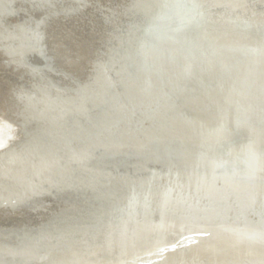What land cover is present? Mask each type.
<instances>
[{
  "label": "bare ground",
  "instance_id": "obj_1",
  "mask_svg": "<svg viewBox=\"0 0 264 264\" xmlns=\"http://www.w3.org/2000/svg\"><path fill=\"white\" fill-rule=\"evenodd\" d=\"M128 1L146 13V21L158 13L155 4L136 8L140 0ZM165 1L156 0L161 12L172 6ZM188 2L199 7L197 20L182 34H165L170 49L160 54L132 45L140 61L129 58L124 46L128 39L141 41L132 37L137 24L131 16L114 26L125 32L108 28V49L92 67L78 68L85 77L73 82L87 87L81 94L65 96L63 87L76 88L69 84L53 95L35 79L28 89H12L11 112L19 122L2 108L0 208L19 207L69 180L72 190L92 192L85 196L89 203L90 197L97 201L66 218L76 227L60 225L64 213H57L36 228L0 232V264H264V0ZM12 6L13 0H0V51L7 64L19 66L28 53L46 51L37 43L43 15L29 18L31 24L3 22ZM240 26L249 27L243 36L236 35ZM126 31L132 36L125 38ZM222 71V87L198 93ZM15 123L26 135L8 143L2 132ZM226 148L230 157L223 160ZM244 155L251 156L246 174L228 171ZM134 157L130 174H112L102 164ZM122 216L134 223L118 236L75 237L85 222L112 224Z\"/></svg>",
  "mask_w": 264,
  "mask_h": 264
},
{
  "label": "water",
  "instance_id": "obj_2",
  "mask_svg": "<svg viewBox=\"0 0 264 264\" xmlns=\"http://www.w3.org/2000/svg\"><path fill=\"white\" fill-rule=\"evenodd\" d=\"M94 1L96 3H94ZM136 1V0H135ZM167 1V0H166ZM165 1V2H166ZM131 1L128 0H13V8L15 10L9 11L8 14L2 19L3 22L5 21H12V20H23L22 17L24 16H32L34 17H40L43 15V22L41 23V26L39 29L41 30L40 33V39L41 41H37V43H41L42 47L46 51H41L40 49L34 50L30 53H28V56H26L24 59V62H21L19 66L17 64L11 63L7 64L3 58L7 57L3 54L2 51H0V80L2 82V101L0 103L4 104L2 105L3 108H6V111L11 116V119L17 118L19 122V116L14 114L15 111H12L14 109V102L12 103V97H14L13 94V88L16 87L15 85H18L21 90L22 89H28V86L18 84V81L24 80L26 82L28 81H34L36 80L37 85L44 86L46 88H49L53 94L55 90H60L59 86L62 87L64 85L72 84V86H76V90L74 88L65 90L63 87V92L65 96H68L66 91H70V93H77L81 94L84 92V90L87 89V87L82 86V84L73 82L74 80H78L79 78L85 77V71H81L78 68L86 66L87 68L89 66L92 67V61L93 59L97 58V56H100V54L103 51H106L108 49V38H110L107 30L108 28L111 30L117 29L114 26H117L119 24H122V22H126V15L131 16L129 22H135L137 24L136 26H133L134 29V36H132V33L126 31L125 38L128 37V35L131 37H135L136 35L140 38V44H135L136 42L131 41V39H128L129 45L124 43L125 49L127 51V55L129 54V58H135L136 60L140 61V55L133 53V51H130V48L132 45L137 48L139 51H149V50H155L157 49L158 53L162 51H166L167 49H170L169 44H167L166 41H164L163 36L165 34H182L181 32L185 30L186 26L190 23H193L197 20V11L199 7L191 5L188 0H172L171 7H168L167 10L164 12H161L160 7L158 4H156V0H140L139 3H134L136 8L139 7V5L146 6L151 4H155V8L152 10L153 12L156 11L158 13H154L153 16L148 18V21H146V13H138L139 11H136L134 9V5L132 4L133 8L129 7V3ZM105 6H108L109 10L104 8ZM127 8H126V7ZM125 7V8H124ZM113 10H115L116 13H111ZM118 12V13H117ZM116 14V15H115ZM157 14V15H156ZM34 16V17H33ZM159 19H157L158 17ZM122 19V21H119ZM28 19V20H27ZM26 20L28 22L33 23V19L29 21V18ZM38 19V18H37ZM161 19V20H160ZM25 20V19H24ZM119 21V22H118ZM139 22V23H138ZM123 27L127 25V23H123ZM134 24V25H135ZM140 26H139V25ZM154 26L159 27V33H152L150 28H154ZM145 27V29H142ZM243 27V28H242ZM240 26L242 31H238L236 34L237 36H243L245 35V32L248 31L249 27ZM122 28V27H120ZM125 28V27H124ZM118 30L119 33L125 32V29ZM245 29V30H244ZM128 32V33H127ZM112 33V32H111ZM117 33V31H115ZM247 34V33H246ZM112 35V34H111ZM40 44V45H41ZM204 46V45H201ZM134 48V49H135ZM203 50V47H201ZM160 50V51H159ZM184 52V50H183ZM200 53V52H199ZM202 53V52H201ZM89 54V55H88ZM33 56H36L39 60L43 62L41 65H33L29 63V58H32ZM84 57H87L84 59ZM165 58V54L162 56ZM196 57V56H195ZM31 60V59H30ZM163 61V60H161ZM185 61V60H184ZM69 68H68V66ZM76 66V67H74ZM137 67V68H136ZM217 67V66H216ZM64 68V69H63ZM73 68H77L78 70H74L73 73L67 70H73ZM134 70H140L141 64L136 62V65H134ZM108 69V68H107ZM132 67L130 68V70ZM109 71V70H108ZM92 72V71H91ZM226 72L222 71V76L219 78V75H216L213 81L206 82L205 84H202L200 87L203 89H199L198 93L210 89H215L214 87L217 86L218 83H220L222 87V81L224 78L226 79ZM113 76H115V73H113ZM116 78V77H115ZM45 79V80H44ZM112 79V77H111ZM116 80V79H115ZM112 81H114L112 79ZM117 83V82H116ZM77 84V85H76ZM115 85V82L113 83ZM70 86V85H69ZM206 88V90L204 89ZM78 91V92H76ZM196 92V94H198ZM54 95V94H53ZM195 96V95H194ZM96 97V96H95ZM19 101H17V104ZM109 106V104H107ZM107 106L103 108L104 110L107 109ZM101 111H103L101 109ZM230 113V112H229ZM7 116V114H6ZM9 116V118H10ZM250 123V122H249ZM18 127L20 128V133L22 136L25 134V130L21 127H23L20 123H17ZM251 125V124H250ZM229 127L230 126L229 124ZM28 128H32V125H28ZM29 132V130H28ZM26 135V134H25ZM28 137L25 136V140ZM241 139V138H240ZM240 139H235V141L238 143ZM251 140V138H250ZM8 143H11L8 142ZM7 145V144H5ZM226 146H224L225 148ZM229 148H226L222 151H224L225 154L229 152ZM231 152V150H230ZM200 153V152H199ZM223 153V152H222ZM221 155H225L222 154ZM264 153V152H263ZM184 154V153H182ZM252 154V153H250ZM229 155V153H228ZM181 155H176V159H179ZM222 159H228L226 156ZM124 158V157H123ZM121 158V161L114 162L113 164H116L117 166H114L111 163V161L104 160L102 163L104 166H108L107 170L110 172H113L112 174H118L119 171L127 172V173H133L135 167L133 164L136 162V158L134 157L131 160H126ZM142 159V158H141ZM144 160V159H143ZM207 160H209L207 158ZM251 156L244 155L241 157V160L238 163H235V167L231 166L228 171L234 172L236 169L240 170L241 174L245 175L246 171L245 168V161L250 162ZM211 161V160H209ZM109 162V163H108ZM141 162V161H138ZM163 163V161L161 162ZM107 164V165H106ZM237 166V167H236ZM225 167L221 168V171L224 170ZM227 169V168H226ZM242 169V170H241ZM242 171V172H241ZM85 172L82 168L80 173L83 174ZM228 172V173H230ZM80 173H76L75 176H79ZM247 173H250L248 171ZM120 174V173H119ZM249 175V174H247ZM55 182H58V177L55 178ZM68 184L60 187L59 189L51 188L50 192H45V194H41L38 197H33L30 201H27L25 204L20 205L22 206H44L46 213L43 216V218H36L35 222L36 225L39 224V221L46 218V222L52 218L55 214V210H51V205H49V200L45 201V198L49 197L51 202H56L60 207H63V211L60 213L62 214L63 221H60L59 224H65L66 228L68 227H76L75 223H72V221L66 222V218L70 215L78 213L77 206H80L79 209L83 210L85 209H91L92 204L97 201V199L92 198V202L86 199V195L94 196L90 190H87L84 192L83 190H77L74 191L71 188L73 187V184L69 180L67 182ZM48 187V186H47ZM122 189V188H121ZM124 189L119 192V194L124 193ZM127 193V191H126ZM125 193V194H126ZM91 204V205H90ZM18 208V207H16ZM72 208V209H71ZM83 208V209H82ZM19 209V208H18ZM78 209V210H79ZM124 216L120 217L118 219V222H112L108 223L107 221H104L102 223L100 222H90L92 225H89L88 222L84 223L83 229L77 234L75 233L76 239H80L84 235V233H87L86 239L91 241H96L95 238L98 239V236L107 237L106 239L110 237L118 236L121 231L124 232L125 228L132 226L134 221L130 219V217H126V219H123ZM127 218L129 220H127ZM116 219V221H117ZM59 220V219H58ZM56 222V221H55ZM57 223V222H56ZM77 223V222H76ZM115 223V224H113ZM137 225L141 223L140 221H136ZM96 224V225H95ZM47 226V225H45ZM92 226V228H91ZM6 227V226H5ZM47 227H44L43 230H45ZM49 228V227H48ZM40 229V228H39ZM39 229H34V233L39 232ZM1 233L4 232L2 229H0ZM85 231V232H84ZM95 237V238H94ZM17 239V236L9 238V244L14 243ZM85 237H83V240ZM83 240H80L79 243H83Z\"/></svg>",
  "mask_w": 264,
  "mask_h": 264
},
{
  "label": "rangeland",
  "instance_id": "obj_3",
  "mask_svg": "<svg viewBox=\"0 0 264 264\" xmlns=\"http://www.w3.org/2000/svg\"><path fill=\"white\" fill-rule=\"evenodd\" d=\"M94 3H96V2H94ZM104 8H106V6ZM27 18H32V16H29V17L24 16V17H22L23 20L27 19ZM29 63H31L33 65H41L43 62L41 61V59L39 60L36 56H33L32 58H29ZM29 82L30 81H28L26 83V81L20 80V81H18V84L28 86ZM2 91H3V87H2V82L0 80V98H2V95H3ZM1 101H2V99H0V102ZM2 108H3L2 103H0V124H1V122H4L2 120L3 119L2 115L4 114ZM8 132H10V133H8ZM2 133L6 136V138H7V140L9 142L10 141L11 142L17 141V140H19L22 137V134L20 133V128L17 126L16 123L14 125H12L10 128H7V130L5 129V132L3 131ZM9 134H10V136H8ZM48 200L50 202L49 205L52 204L51 205V208H52L51 210H55L56 211V212L54 211L55 214L60 213L61 211L64 210L63 207H60V205H58V203L51 202L50 198L49 197L47 198V196H46L45 201H48ZM53 204H54V206H53ZM37 207L38 206H22V207H18L19 209L18 208L11 209V208H7V207L0 208V229H2V231H4V232H9L11 230H14V231L18 230L19 231V230H22V229H24L26 227H27L26 229L36 228V226H38L39 224L45 223L46 220H47L46 218H44L43 220L39 221V224H37V225H36V223H34L36 221L35 220L36 218H38V217L39 218H43V216L46 213L45 208H43L44 206H42V207L39 206L38 208ZM17 210H18V212H17ZM39 210H40V212H39ZM34 212H35V214H34ZM10 219H11V221H10ZM3 221H5V222H3ZM7 221L10 222V224L7 223Z\"/></svg>",
  "mask_w": 264,
  "mask_h": 264
}]
</instances>
